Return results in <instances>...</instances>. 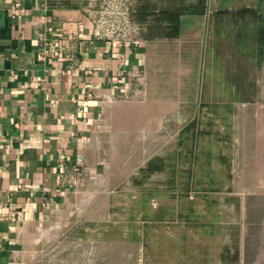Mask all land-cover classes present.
Masks as SVG:
<instances>
[{
    "label": "rangeland",
    "instance_id": "374dc122",
    "mask_svg": "<svg viewBox=\"0 0 264 264\" xmlns=\"http://www.w3.org/2000/svg\"><path fill=\"white\" fill-rule=\"evenodd\" d=\"M241 26L210 17L202 62L165 59L157 103L142 84L104 113L78 190L14 264H264V52Z\"/></svg>",
    "mask_w": 264,
    "mask_h": 264
},
{
    "label": "crops",
    "instance_id": "0c3cea01",
    "mask_svg": "<svg viewBox=\"0 0 264 264\" xmlns=\"http://www.w3.org/2000/svg\"><path fill=\"white\" fill-rule=\"evenodd\" d=\"M51 1L0 0V264H14L78 190L104 113L142 84L157 103L165 59L202 62L217 10L210 0L206 13L182 16L178 37L123 48L122 64L111 42L94 38L82 2ZM164 86L177 103L191 101L185 85Z\"/></svg>",
    "mask_w": 264,
    "mask_h": 264
},
{
    "label": "trees",
    "instance_id": "16d2710c",
    "mask_svg": "<svg viewBox=\"0 0 264 264\" xmlns=\"http://www.w3.org/2000/svg\"><path fill=\"white\" fill-rule=\"evenodd\" d=\"M60 1V5L66 6L72 3V0H53ZM210 0H177L172 3L171 0H136L135 19L145 27L144 38H175L181 34V18L185 14L200 15L206 13L209 8ZM221 6L214 12V16L221 20L228 17L235 23V26L245 25L246 22L256 24L255 45L259 47L260 52H264V0H255L252 3L244 4L238 8L222 6L229 1L238 0H220ZM50 2H52L50 0ZM165 2V3H164ZM242 27V26H241ZM152 161L149 162L148 170L150 172L159 170L160 167H152ZM191 186L185 187L189 190ZM186 221L191 220L186 216Z\"/></svg>",
    "mask_w": 264,
    "mask_h": 264
},
{
    "label": "built area",
    "instance_id": "2783aa9c",
    "mask_svg": "<svg viewBox=\"0 0 264 264\" xmlns=\"http://www.w3.org/2000/svg\"><path fill=\"white\" fill-rule=\"evenodd\" d=\"M50 1V0H49ZM83 3L96 40L111 42L122 64L128 59L123 48L145 42V27L135 19L136 0H72ZM17 3L16 6H20Z\"/></svg>",
    "mask_w": 264,
    "mask_h": 264
},
{
    "label": "bare ground",
    "instance_id": "6f19581e",
    "mask_svg": "<svg viewBox=\"0 0 264 264\" xmlns=\"http://www.w3.org/2000/svg\"><path fill=\"white\" fill-rule=\"evenodd\" d=\"M47 230V229H46ZM49 236V235H48Z\"/></svg>",
    "mask_w": 264,
    "mask_h": 264
}]
</instances>
